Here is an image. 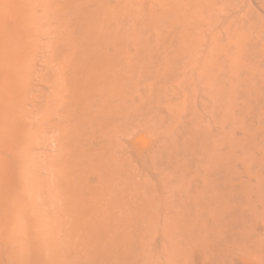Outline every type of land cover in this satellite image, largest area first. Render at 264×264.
<instances>
[{
    "label": "rangeland",
    "instance_id": "374dc122",
    "mask_svg": "<svg viewBox=\"0 0 264 264\" xmlns=\"http://www.w3.org/2000/svg\"><path fill=\"white\" fill-rule=\"evenodd\" d=\"M0 264H264V0H0Z\"/></svg>",
    "mask_w": 264,
    "mask_h": 264
}]
</instances>
